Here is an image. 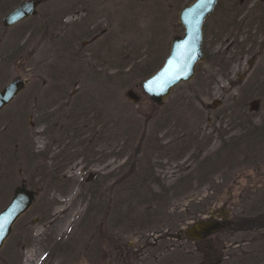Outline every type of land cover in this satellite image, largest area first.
<instances>
[{
	"label": "rangeland",
	"instance_id": "rangeland-1",
	"mask_svg": "<svg viewBox=\"0 0 264 264\" xmlns=\"http://www.w3.org/2000/svg\"><path fill=\"white\" fill-rule=\"evenodd\" d=\"M25 1L0 0V90L16 78L29 82L0 114V138L25 126L34 167L28 169L26 155L23 162L16 156L9 175L12 188L24 181L40 193L15 225L0 264H98L107 216H121L131 240L134 230L162 225L166 218L154 214L160 210L178 213L211 192L237 196L221 179L264 164V18L258 22L264 0H244L248 16L238 20L239 29L204 37V51L224 59L199 64L195 78L175 87L163 106L144 94L141 73L161 67L172 39L184 34L179 11L194 0L163 7L164 0H42L36 17L4 29L3 18ZM230 2L220 0L212 31ZM50 117L56 122H45ZM252 129L260 131L238 147ZM212 145L206 157L217 164L201 162L200 153ZM136 179L151 180L136 187ZM154 179L164 181L161 188ZM12 193L1 184L0 211ZM62 210L71 212L63 231L50 229ZM240 211L264 213V207L246 200Z\"/></svg>",
	"mask_w": 264,
	"mask_h": 264
},
{
	"label": "flooded vegetation",
	"instance_id": "flooded-vegetation-1",
	"mask_svg": "<svg viewBox=\"0 0 264 264\" xmlns=\"http://www.w3.org/2000/svg\"><path fill=\"white\" fill-rule=\"evenodd\" d=\"M260 54L257 52L255 57ZM212 58L214 65L224 59L219 54ZM231 65L229 61L227 73L230 72ZM249 124L248 121L244 127ZM245 133L248 135L237 140L238 147L249 145L247 142L252 135L250 130ZM215 136L216 140L221 141V135ZM205 138L208 144L213 142V139L209 141V137ZM229 145L234 144L221 146L226 149ZM208 147L200 153L201 162L205 158L212 160L206 156L209 155L207 150L213 149V145ZM212 163L215 164L216 161L212 160ZM246 166L249 172L244 175L234 180L229 179L230 177L228 181L221 179V183L228 182L230 188L238 189L237 196L220 199L219 193L211 192L212 196H207L208 198L200 201L194 199V203L192 200L188 201L189 204L178 213L160 210L154 214L163 220L166 218L162 225L134 230L131 240L126 238L128 230L123 229L122 217L107 216V227L103 228V233L106 232L103 234L104 244L98 264H264V213L240 211L241 203L246 200L249 203L257 201L264 207V164ZM150 180L136 179L134 185L148 187ZM154 180V184L161 188L164 181ZM214 199L216 200L213 201Z\"/></svg>",
	"mask_w": 264,
	"mask_h": 264
},
{
	"label": "water",
	"instance_id": "water-1",
	"mask_svg": "<svg viewBox=\"0 0 264 264\" xmlns=\"http://www.w3.org/2000/svg\"><path fill=\"white\" fill-rule=\"evenodd\" d=\"M219 0H195L178 14L183 36L172 40L169 56L163 66L142 82L144 94L157 106H163L172 91L180 84L189 83L196 75V67L205 61L203 52L204 26L213 15ZM41 1L30 0L20 4L3 19V26L10 29L37 15ZM28 80L13 79L0 91V112L10 105L28 86ZM127 97L137 103L139 97L128 91ZM39 191L30 190L24 182L13 193L9 204L0 212V252L13 233L17 221L36 201Z\"/></svg>",
	"mask_w": 264,
	"mask_h": 264
},
{
	"label": "trees",
	"instance_id": "trees-1",
	"mask_svg": "<svg viewBox=\"0 0 264 264\" xmlns=\"http://www.w3.org/2000/svg\"><path fill=\"white\" fill-rule=\"evenodd\" d=\"M249 1L250 0H247L246 3L248 4ZM246 3H244V0L243 1L242 0H234V1L231 0V2H230L231 7H229L230 8L229 12L225 13V15L223 16V18H224L223 20L215 22L216 26L213 28V31H212V29H210L211 26L209 27V25L211 24V22L213 23L216 20V16L219 14L218 13V11H219L218 8H219L221 3L218 4L216 12L209 19L210 23L207 22V24L205 26V33H204L205 34V38L208 37V33L211 34V35H214V33H216V32L217 33L218 32H224V31H228L229 29H237V28L239 29L241 22H238V20L240 18H242V20H245V19H243V17H247L248 16V13L245 14V12H244L245 8L244 9L242 8L244 6V4H246ZM180 4H181V2H179L178 5H177L178 9L181 8ZM164 5H169V4L167 2H162L161 6L163 7ZM238 6H240L242 10L239 9ZM260 6H261V4L258 5V7H260ZM231 17H232V19H231ZM260 17L264 18V15L263 16H259V18ZM259 18H258V20H259L258 22L261 23V18L260 19ZM254 22L251 23V26H250V23H249V25H247V27H246V29H247V37H246L247 39L246 40L247 41L248 40L250 41V39L253 38V36H252V38L251 37L248 38V36L250 34V28H252V26H254V24H255ZM255 36L258 37L257 35H255ZM251 44H253V43H251ZM207 52L208 51L206 50L205 51L206 59L207 60H211V59L213 60V58L210 56L211 54L207 53ZM2 63H4V57L0 54V64H2ZM162 64H163V60L161 61L160 65H162ZM157 70H158V68L155 69V67L154 68L152 67V68L149 69V71L141 73V76L144 77L145 79H147L152 74H154L155 71H157ZM56 112H58V111H56ZM26 114L28 115V112ZM53 115H54V117L56 116L55 113H53ZM54 119L55 118L50 117L45 122H49V123H51L52 121L56 122V120H54ZM13 126H14V124H13ZM19 129H20L19 130L20 132L16 131V135H11V136L6 135L5 137H1L0 138V150L2 149V152H1V156L2 157L0 158V187H1V184H2L3 187L6 189V191H8L9 193H12L14 191V187L12 188V186L14 185L15 181L12 179L13 177H11L9 174L14 173L16 171L15 164H14V161L17 160L16 156H20V160L23 162V159L21 158V155H24V156L26 155L25 158H27L26 160L28 162L25 163V161H24V163L29 165L28 169L34 167V162L32 161L33 160L32 157H34L33 156L34 149H33V147H29V145H27V141H26V138H25V135L27 137L29 135V132L28 131L25 132V126L20 124V123H19ZM259 131H260V129H252L250 131V134L251 135H257V133ZM22 133H23V135H22ZM26 146H27V154L26 153L23 154L24 148L26 149ZM28 147H29V150H28ZM4 149L5 150H9L10 154L8 153L6 155L5 152H4ZM25 158H24V160H25ZM20 170H22V169H20ZM1 171H3V172L1 173ZM3 177H6V179H3ZM32 188L35 189V187H33V186H32Z\"/></svg>",
	"mask_w": 264,
	"mask_h": 264
},
{
	"label": "bare ground",
	"instance_id": "bare-ground-1",
	"mask_svg": "<svg viewBox=\"0 0 264 264\" xmlns=\"http://www.w3.org/2000/svg\"><path fill=\"white\" fill-rule=\"evenodd\" d=\"M56 214L57 215L55 216V219H53V221L50 223V225H51L50 229L56 230L58 232H62L63 228H64V226L66 224V220L69 217V215L71 214V212H69V211L65 212V211L62 210L61 212L59 211V213L57 212ZM50 229H49V231H51ZM13 230H14V228H13Z\"/></svg>",
	"mask_w": 264,
	"mask_h": 264
}]
</instances>
